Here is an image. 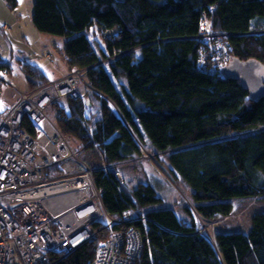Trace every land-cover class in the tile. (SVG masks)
<instances>
[{"label": "trees", "instance_id": "trees-1", "mask_svg": "<svg viewBox=\"0 0 264 264\" xmlns=\"http://www.w3.org/2000/svg\"><path fill=\"white\" fill-rule=\"evenodd\" d=\"M204 17L211 30L226 34L230 58L264 63V0L33 3L34 26L64 37L62 60L68 71L84 68L90 86L85 99L68 96L51 105L54 123L98 152L102 161L92 166L91 177L110 216L121 219L125 210L140 215L114 224L139 230V264H264V207L252 215L248 230L218 231L212 243L197 231L187 204L179 216L160 205L164 198L153 184L130 186L118 175V164L137 158L146 146L161 166L160 157H166L168 175L188 188L202 218L228 215L230 198L264 202V97L250 99L239 80L203 66L208 43L197 36ZM8 69L0 56V86ZM22 70L27 90L50 80L34 63L23 62ZM24 125L34 131L29 118ZM99 241L95 235L51 255L55 264H91Z\"/></svg>", "mask_w": 264, "mask_h": 264}, {"label": "built area", "instance_id": "built-area-1", "mask_svg": "<svg viewBox=\"0 0 264 264\" xmlns=\"http://www.w3.org/2000/svg\"><path fill=\"white\" fill-rule=\"evenodd\" d=\"M200 25L197 37L208 43L203 66L222 70L231 59L222 40L226 34L211 30L205 17ZM84 75V68H74L19 91L0 117V264H55L51 253H68L95 235L100 241L91 264H139V230L114 229V224L140 215L125 210L121 219L110 216L92 180V166L48 116L55 101L87 98L84 88L90 86ZM1 93L0 86V99ZM25 117L33 132L24 125ZM193 213L198 232L213 227L212 221Z\"/></svg>", "mask_w": 264, "mask_h": 264}, {"label": "rangeland", "instance_id": "rangeland-1", "mask_svg": "<svg viewBox=\"0 0 264 264\" xmlns=\"http://www.w3.org/2000/svg\"><path fill=\"white\" fill-rule=\"evenodd\" d=\"M33 3L34 0H16V4L11 6L7 0H0V45L3 48L1 58L9 62V69L3 75L1 99L6 96V90H9L12 103L17 100L19 91H26L29 87L22 70V63H36L52 78L57 74L55 65L59 64L58 58L62 57L60 53L64 49L63 36L39 31L34 26ZM89 33L93 32L89 31ZM93 39L98 47L94 36ZM98 41L102 42V40ZM48 116L51 120L54 119L50 109ZM68 138L70 147L78 151L79 156L91 166L101 163L102 159L97 151L83 147L74 139ZM142 150V154L137 158L118 164L119 177L130 186L138 181L150 182L164 198L160 204L162 207H170L179 216H185L183 205L190 203L187 196L188 188L182 183H175L168 175L166 157L163 158L164 160L160 157V162H164L161 166L155 157L156 153L146 146H142ZM230 201L233 207L228 215L208 218L214 223L213 227L204 233L210 240H214V234L218 231L248 230L252 215L262 211L264 207L260 197H235L230 198ZM193 217L196 222L195 215Z\"/></svg>", "mask_w": 264, "mask_h": 264}, {"label": "water", "instance_id": "water-1", "mask_svg": "<svg viewBox=\"0 0 264 264\" xmlns=\"http://www.w3.org/2000/svg\"><path fill=\"white\" fill-rule=\"evenodd\" d=\"M223 77L240 81L252 100L264 97V63L256 58L240 59L233 57L222 70ZM195 212L190 203L187 204ZM213 243V240H210Z\"/></svg>", "mask_w": 264, "mask_h": 264}, {"label": "crops", "instance_id": "crops-1", "mask_svg": "<svg viewBox=\"0 0 264 264\" xmlns=\"http://www.w3.org/2000/svg\"><path fill=\"white\" fill-rule=\"evenodd\" d=\"M2 51H3V48H2ZM62 53H60L61 56H62ZM58 59H59V64L58 65H55L57 67L56 68V73L57 74L54 75L52 78L49 77L48 75H46L45 72L43 71V69L38 64H36V63H34V64L38 65L41 68V70L44 72V74H45V76H46L47 79L52 80V79L58 77L60 74L68 71V67L64 63V61L62 60V57H59ZM5 95H6L5 97H3L2 99H0V110L1 111L2 110H5L6 108H8L12 104V101L10 100V97H9L10 96V91L9 90H6ZM183 214L185 215L184 211H183Z\"/></svg>", "mask_w": 264, "mask_h": 264}, {"label": "bare ground", "instance_id": "bare-ground-1", "mask_svg": "<svg viewBox=\"0 0 264 264\" xmlns=\"http://www.w3.org/2000/svg\"><path fill=\"white\" fill-rule=\"evenodd\" d=\"M151 157V156H150Z\"/></svg>", "mask_w": 264, "mask_h": 264}]
</instances>
